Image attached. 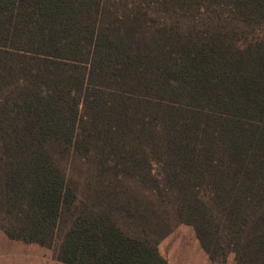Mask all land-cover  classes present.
I'll return each instance as SVG.
<instances>
[{"label":"trees","instance_id":"16d2710c","mask_svg":"<svg viewBox=\"0 0 264 264\" xmlns=\"http://www.w3.org/2000/svg\"><path fill=\"white\" fill-rule=\"evenodd\" d=\"M262 28L264 0H0V120L18 125L1 137L37 146L0 159L3 231L52 240L74 201L55 144L152 186L135 195L172 205L211 261L264 264ZM106 225L81 220L60 263L149 264Z\"/></svg>","mask_w":264,"mask_h":264},{"label":"rangeland","instance_id":"374dc122","mask_svg":"<svg viewBox=\"0 0 264 264\" xmlns=\"http://www.w3.org/2000/svg\"><path fill=\"white\" fill-rule=\"evenodd\" d=\"M261 33L264 35V28ZM14 125L17 123L0 120V159H3L4 152L13 153L18 149L37 152V146H24L18 141L17 148L15 140L1 137L2 127H5V132L9 130L15 134L12 130ZM62 150L55 144L46 148L48 155L57 162L59 170L65 171L72 180L69 185L74 201L71 205L62 206L52 240L48 231L40 236L43 244L14 240L7 236V233L19 231L2 229L17 228L10 224L7 214L10 210L5 205L6 199L2 196L4 187L0 184V264H61L58 260L60 245L69 231L81 228V220L99 224L102 220L106 226L114 225L126 235L140 239L154 256L150 257L149 264H235L233 256H228L225 262L211 261L202 249L193 227L180 224L175 208L163 203L162 198L157 195H135L138 191H154L152 186L146 184L145 188L141 187L139 180L129 181L125 174L117 175L116 171L95 170L91 162H85L81 155L70 158L60 156ZM159 189L163 191L164 188L162 186ZM193 219L189 217L188 221Z\"/></svg>","mask_w":264,"mask_h":264}]
</instances>
